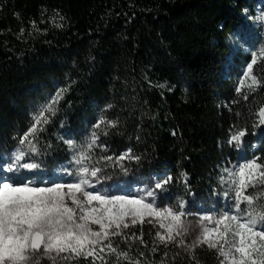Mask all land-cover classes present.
Returning <instances> with one entry per match:
<instances>
[{
	"label": "trees",
	"instance_id": "obj_1",
	"mask_svg": "<svg viewBox=\"0 0 264 264\" xmlns=\"http://www.w3.org/2000/svg\"><path fill=\"white\" fill-rule=\"evenodd\" d=\"M260 1L0 0V157L18 147L33 117L60 89H67L39 134V171L53 176L72 162L74 150L65 141L86 145L103 117L117 121V127L106 129L107 136L96 130L100 140L89 164L112 169L130 150L140 158L133 161L143 173L172 177L165 186L169 202H186L189 212L200 215L221 212L224 192L230 193L224 169L264 157V125L253 127L264 91L252 92L251 83L241 85L253 51L235 43L250 30ZM262 8L264 16V0ZM251 34L249 44L259 50L254 71L261 75L264 19ZM245 128L242 148L230 146V135ZM141 231L147 246L139 239H112L118 251H128L133 264L136 259L140 264H219L215 250L207 247L186 253L164 247L147 223L124 233L139 236ZM98 255L108 264H128L107 250ZM90 260L58 259L56 264ZM41 264L52 263L41 259Z\"/></svg>",
	"mask_w": 264,
	"mask_h": 264
},
{
	"label": "snow or ice",
	"instance_id": "obj_2",
	"mask_svg": "<svg viewBox=\"0 0 264 264\" xmlns=\"http://www.w3.org/2000/svg\"><path fill=\"white\" fill-rule=\"evenodd\" d=\"M56 15L61 21L66 20L59 12ZM30 23L36 28L35 21ZM24 31L21 28V36ZM261 52L264 53V49ZM256 65L257 54L253 52L251 62L243 73L245 78L252 81L249 85L252 92L264 91V68L261 69V75H257L254 71ZM240 83L243 85V80ZM65 91L67 89H60L33 117L28 130L18 138V147L10 154V158L5 161L0 157V264H41L44 258L51 260L52 264H56L57 259L67 262L77 258H91L90 264H95L97 259L101 260V264H108L103 256L98 255L106 250L116 254L117 259L123 257L128 264H133L128 251H118V245H114L111 238L121 237L126 243L139 239L142 245L147 246L142 231L137 236L136 233L125 235L124 230L138 224L142 227L145 222L151 224L152 220H146L149 217L167 222L159 225L162 229L166 228L167 236L160 231L155 232L158 243L166 248L175 245L177 248L184 246L194 250L206 245L215 250L219 264H264V162H260L264 157L254 156L235 169H224L232 177V205L215 218L209 214L189 212L183 201L178 202L176 207H162L156 203L155 191L147 193L152 198L150 200L90 191L99 182V174L103 171L96 164L88 163L93 159L92 149L98 146L100 140L96 130L107 136L106 129H114L118 123L103 117L93 126L94 130L86 145L77 146L72 140L65 141L74 150L73 162L77 166L71 173L74 176L72 182H53L41 186L31 183L27 178L13 180L12 176L22 171L37 172L41 168V163L36 160L41 155L39 134L44 130L43 126L55 116ZM236 91L240 93V87ZM243 98L248 100L249 96L244 95ZM256 115L258 123L253 127L264 125V106L258 108ZM102 125L105 126L103 129ZM247 134L246 128L232 133L228 144L237 150L241 149ZM126 157L136 161L140 159L131 156L130 150L119 159ZM100 159L108 161L112 157L102 156ZM224 179L222 176L221 181L224 182ZM171 181L170 176L158 181L155 189L163 193ZM229 196V191H225L224 197L228 199ZM189 217H198V224L203 221L214 223L212 227H203L191 244L182 238L194 230ZM94 225L98 228H94ZM157 250V247L152 248L153 253ZM139 255L144 257L145 253L141 251ZM163 255L167 257V252ZM134 264H140V259H136Z\"/></svg>",
	"mask_w": 264,
	"mask_h": 264
},
{
	"label": "rangeland",
	"instance_id": "obj_3",
	"mask_svg": "<svg viewBox=\"0 0 264 264\" xmlns=\"http://www.w3.org/2000/svg\"><path fill=\"white\" fill-rule=\"evenodd\" d=\"M263 0H261L258 5L256 6V9L254 11L253 16L250 17L249 20V26L250 30L245 31L243 34L238 35L235 39V43L237 47H242L244 51H253L256 54H259V50L254 49L249 42L252 41L253 37L251 34V29L256 30L263 26V19L261 17L263 16ZM247 65V64H246ZM246 65L243 68L242 74H241V81L243 80V83H252L250 78H245L243 76L244 71L246 70ZM13 152V150L4 158L5 161H7L10 158V154ZM245 160H241L239 164L243 163ZM28 162H31L30 160ZM114 166L112 169L109 170H103L99 176L100 180L98 183L95 184L94 189H89L90 191H98L101 194L106 195H129V196H138V197H144L146 200H150L152 198L147 196V193L149 191H155L157 193L156 195V203L162 207L165 206H172L176 207L174 204L168 201L165 192L161 193L160 190L155 189V184L158 181H163L164 178L160 176H152L147 175L146 173H143L138 167L134 165L133 159L125 158L123 160H116L113 162ZM237 164V165H239ZM236 165V166H237ZM235 166V168H236ZM76 165L74 162H70L68 164L60 166L53 176L47 172H28V171H22L15 176H12L13 180H24L27 178L28 181H31V183L41 186L51 185L53 182L58 183H69L74 180V176L71 174L76 170ZM232 177L228 174L227 176V182H228V188L230 190V181ZM163 198V199H161ZM232 205V199H231V191L230 196L228 199H226V207L221 212H214L209 215L212 217H218L220 213H223L224 211L228 210ZM188 219L192 220L194 230H191L187 235L182 237L187 244H191L195 239L196 236L200 234L203 227H212L214 226V223H210L209 221H203L199 224L197 223L198 217H189ZM146 220H152V223L150 224L153 229L157 232L160 231L163 235L167 236V230L166 228H160V223L163 222L167 224L166 221H159L155 218H146ZM147 223V222H145ZM149 224V223H147ZM94 228H98V226H93ZM115 237H112L113 239ZM180 238H178L179 240ZM175 247V245H172ZM200 247H207L206 245L196 247L193 249H186L184 246H181L179 248L175 247L176 249L180 250L181 252H190L195 251L196 249ZM46 259V258H44ZM48 262L52 263L51 260L47 259ZM58 260V259H57Z\"/></svg>",
	"mask_w": 264,
	"mask_h": 264
},
{
	"label": "bare ground",
	"instance_id": "obj_4",
	"mask_svg": "<svg viewBox=\"0 0 264 264\" xmlns=\"http://www.w3.org/2000/svg\"><path fill=\"white\" fill-rule=\"evenodd\" d=\"M9 176H11V174Z\"/></svg>",
	"mask_w": 264,
	"mask_h": 264
}]
</instances>
